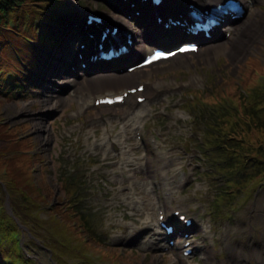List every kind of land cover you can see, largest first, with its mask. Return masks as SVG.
Returning a JSON list of instances; mask_svg holds the SVG:
<instances>
[{"label":"rangeland","instance_id":"374dc122","mask_svg":"<svg viewBox=\"0 0 264 264\" xmlns=\"http://www.w3.org/2000/svg\"><path fill=\"white\" fill-rule=\"evenodd\" d=\"M186 1L175 0L178 5ZM106 5L103 0H60L47 29L38 27L39 34L46 32L52 42L37 45L38 69L29 81L20 63L30 65L34 53L23 36L34 38L36 29L24 20L18 35L13 30L14 19L9 22L11 28L5 19H0L3 28L0 29V194L5 195L0 221L18 224L22 253L28 254L35 264H204L203 251H194V259H183L182 250L176 246L163 250L143 243L157 229V210L167 212L170 217L172 209H179L195 219L191 245L202 246L213 258L212 264H264V185L251 187L241 198L233 199L225 192L223 177L204 158L206 152L199 132L212 121L209 118L212 111L197 109V105L188 107L186 103L187 99L191 102L192 90L208 100L209 94L232 96L237 87L241 91L256 85L258 76L264 73V4H256L251 13L252 8L236 22L237 38L251 33L245 45L237 38L231 41L239 53L237 58H231L224 49L218 56L205 54L207 45H204L199 53L185 59V65L168 62L144 68L141 76L153 69L160 71L128 84L142 83L151 91L154 85L156 90L152 92L158 94L155 100L145 102L140 141L130 128L120 137L122 125L127 121L120 123L114 117L121 116L131 100L123 106H85L81 110L74 91L66 90L71 101L51 107L47 104L48 111L42 106L45 89L51 87L52 79H57L46 76L45 71L51 64L59 63L50 56L41 65V54L53 52L57 58L61 57L56 48L60 42L55 39L58 30L68 29L86 12L104 14L108 10ZM148 26L143 29L149 31ZM224 33L225 29L215 41L222 40ZM75 40L67 46L70 44L72 48ZM84 72L92 74L88 69ZM26 74L29 75L28 71ZM100 83L101 88L112 85L107 81L94 82L83 93ZM57 86L51 87L52 90H57ZM108 112L112 113L109 119ZM191 113L197 114L195 121H191ZM99 114L105 115L104 120L94 122L93 118ZM39 122L45 128L41 132L36 129ZM105 126L111 130V141L102 133ZM151 135L157 139L156 148L151 144ZM120 142L124 147L129 144L124 148L128 151L126 155L121 153ZM146 160L147 166L134 169ZM165 170L170 177L167 185L162 181ZM213 171L216 176H212ZM71 178L74 183L69 191L75 192L72 204L80 214L88 216L96 231L94 242L85 243L82 258L70 253L76 236L74 229L69 228L70 219L59 212L61 207L70 208L65 182ZM166 187L173 193L172 198L165 195ZM36 205L45 208L39 214L45 218L43 223L33 214ZM25 212L33 223L39 221L43 225L41 239L22 226L26 223ZM148 222L154 229L144 228ZM51 234L56 235V248L50 243ZM131 234L136 237L131 238ZM2 238L6 241L0 245V264H6L14 249L10 239Z\"/></svg>","mask_w":264,"mask_h":264},{"label":"bare ground","instance_id":"6f19581e","mask_svg":"<svg viewBox=\"0 0 264 264\" xmlns=\"http://www.w3.org/2000/svg\"><path fill=\"white\" fill-rule=\"evenodd\" d=\"M105 4H107L106 6L108 7V10H106L104 12V14H102V21L100 23V25H97L95 23H91V24H86L85 22H83L82 18H78L79 19V25H82L81 28L84 26L85 27V31L92 29L93 32V37H82L81 35H77L76 33H79L80 28L77 29H71V27L69 29H65L62 31V33L60 35H58L61 31V28L58 30L57 32V40H60L61 44L59 45L58 48V52L61 57L57 58L56 56L53 55L52 53H48V52H43V54L41 55V60H42V64L41 65H45L44 63H47L49 60L47 58H49L50 56L53 57L54 60L58 61L59 65H55V64H51L50 67H48L47 71H45L46 76H51L52 78H57V79H52V81L54 80V82L49 83V86L54 87L57 86V84H59V86H57V90H52L51 87H49L48 89H45L44 95H42V106L43 108L45 107V111H48V107H46L45 105L49 104V107L53 106L54 104L57 105L58 103L62 104L64 101H71L72 97L71 94H68V92H66V90H73L75 93V100L76 103L78 105V108H81V110L85 107V105L89 106V105H93L90 104V101L88 99L87 96H85L83 94V91L86 90L87 86H89L90 84H93L94 82H112V85H109L107 87H102L101 88V83L99 84V87H96L94 89L90 90L89 95H93L95 96L94 98H98V97H103L104 95H116L118 94L117 90H119L120 88H123L124 90L135 87V85H137L138 83H134L132 85H128L131 84L133 82H137V80L140 77H146L149 78L151 77V75L153 74V72H159L160 70H156L153 69L152 72L150 71L147 75H140L139 73H141V69H135L131 72H127L124 67V61H126L128 58L130 59H134L137 57H140L142 55H145L146 53H148L154 45V43H157L156 38L150 34V32H146L145 29H143V27H146L147 25H150L151 27L153 26L155 30H161L162 32L164 31H170L172 29L175 30H181L182 27L179 24H169L168 29H164L161 27H163L162 23H158V21L156 19H154L152 16L155 14V12H152L151 15L149 14V10L150 7L148 6L146 9H143V13L145 14L146 18L144 20H138L136 15L131 13V9L129 7H127L123 2H116L115 0H103ZM129 1V0H128ZM167 1H170L171 4L175 3V0H165L164 4H167ZM197 6H200L202 4H208V5H216L219 2H222V0H194ZM241 3L243 4L244 9H248L249 8V3L252 4H257L260 2H264V0H240ZM133 2V0L129 1ZM137 6L140 7V2H137ZM147 6V5H146ZM177 4H175V7L177 8ZM184 7V5H182ZM204 6V5H203ZM149 8V9H148ZM112 9V11H111ZM166 10V9H164ZM254 9L252 8L250 13L253 11ZM116 11V12H114ZM188 11V8H186L185 12ZM171 11H163L160 12L158 11L157 16L161 17L162 22L164 20H166L167 18H169L170 16L164 13H170ZM131 16L130 18H127L128 16ZM171 18H175V19H179V17H174V15ZM77 19V17H76ZM226 20L228 21H236L235 19L232 20L230 18V14H228L226 16ZM132 21L134 23H132ZM112 22H117L116 24H120V30L118 33V39L120 41H122V35L125 32H133V34L135 35L136 38V45L134 46L133 50L129 51V55L126 56L125 60L124 59H118L115 62H111L108 63L107 65H96L94 63H96L99 60L96 61H91L89 60V56L92 53H95L97 51V47L93 45V41L97 40V43L99 42V33L102 29H104V27H107L108 25L112 24ZM238 30V26H228L226 31H230V36L227 39H222L219 41H213L210 43H207V46H205L204 48V53L210 55L211 53H215V56H218L221 52V49H224L226 51L227 54L230 55L231 58L235 59L239 56V53H237L235 51V48L233 47V45L231 44V41L234 40H241V42L243 43V45H245V42L249 39V34L248 36H239L237 38V36L235 35V31ZM85 33V32H84ZM219 36V35H218ZM223 38V37H222ZM237 38V39H236ZM73 39H76L75 43H86V48L85 49H80L78 51H74L72 48H69L70 44L67 46L68 43H71V41ZM179 38H177L176 40H178ZM203 40H205L203 38ZM250 40V39H249ZM110 42L105 40L103 41V44H109ZM200 50H197V53H199ZM78 53V54H77ZM82 55L83 60L85 62H87L89 66V73H92L91 75H88V72H84L82 68H80L79 66V57L78 55ZM190 55V54H184V55H175L173 58L165 61V62H156L155 64H150V67H154V65H159L160 63H168V62H173V63H177L178 65H185L186 62V57ZM77 56V57H76ZM177 56V57H176ZM66 64H69L70 66L68 67ZM93 64V65H92ZM73 66V68L71 67ZM67 73H69L70 75H68ZM47 79V78H46ZM45 78H42L41 80H46ZM156 84V83H155ZM94 86V85H93ZM92 86V87H93ZM52 90V91H51ZM144 95L147 96V101H152L155 100L158 96L157 93L152 92L151 90H149L148 86H145L144 88ZM122 92V91H121ZM120 92V93H121ZM64 93V94H63ZM67 93V94H66ZM132 95H128L127 98L130 99ZM143 96V95H140ZM146 100V99H145ZM144 100V101H145ZM143 101V102H144ZM125 102V100H124ZM146 103H137V101H129V108L124 110L122 112V119L120 121V123L127 121L126 123H124L122 125V134L120 135V137L125 136V133L127 131V128L133 129L135 127V125H137V121L138 119H140L141 115L143 114V109L141 106H144ZM111 112L107 113V118L109 119V117H111ZM42 115V114H41ZM118 115V114H117ZM43 116V115H42ZM99 117H94L93 121L94 122H98L99 121ZM116 117V115L114 116ZM140 123V122H139ZM42 123H36V129L37 131L41 132L43 131L45 128L43 125H41ZM136 130H138V127H136ZM111 130L107 129V126L103 127V132L106 135H111ZM103 147H106V145H102ZM120 146H121V142H120ZM127 146H129V144H127L125 147L121 146L120 150L121 153L126 155L128 153V151L124 148H126ZM106 151V150H104ZM150 163V162H149ZM144 166H147V160L145 164H139L138 167L134 168V169H140V168H144ZM149 166V165H148ZM166 176V171L163 172ZM174 176H172L173 178ZM167 214V212H166ZM149 221V220H148ZM194 226V224L191 226V228ZM144 228H151L154 229L153 224L152 223H147ZM190 228V229H191ZM205 229V228H203ZM157 232H159L157 230ZM131 238H135L136 235L131 234L130 235ZM149 236V237H148ZM147 236V240L145 245H151L153 247L156 248H163L165 246V238L167 237L163 234H161V236L159 238H155L153 237V234H150ZM183 241L179 240L177 248L180 249L181 245H182ZM191 246L194 248L192 250H196L198 252L203 251V255H205L206 257L203 258V262L204 264L207 262V264H212L213 263V258L210 257V255L208 254V252L206 250H204V248L200 245H189L188 247L191 248ZM182 250H184L182 248ZM194 259V258H193ZM180 260L179 258L177 259V261ZM185 264V263H184ZM236 264H239L238 262H236Z\"/></svg>","mask_w":264,"mask_h":264},{"label":"trees","instance_id":"16d2710c","mask_svg":"<svg viewBox=\"0 0 264 264\" xmlns=\"http://www.w3.org/2000/svg\"><path fill=\"white\" fill-rule=\"evenodd\" d=\"M54 2L56 1L0 0V19H5L8 27V21L12 19L16 23V28L23 20H30L32 24L31 18L45 17L47 10L51 11L50 6L54 5ZM23 38L27 40L26 37ZM235 91L231 93L232 96L220 93L219 96L210 97L205 101L203 106L211 109L214 115L211 118L212 121L208 122L207 129L202 130V139L205 151L209 152L208 156L205 155L209 165L215 168L221 177H224L227 185L226 192L235 193L236 196L239 191L244 192L249 187L256 189L264 185V78L254 87L245 90V93L239 92L238 88ZM72 183L67 182L66 186L70 187ZM65 192L67 198L73 197V192L70 193L67 190ZM2 201L3 197H0V203ZM39 211L41 212L42 208L36 205L33 214L38 217ZM59 212L64 218L67 216L72 223L77 220L75 227L69 224L70 230L74 229L73 233L76 236L74 239L76 243L70 247V253L77 254L80 252L78 248H83L88 240H94L92 238L94 232L91 231L88 218L72 207L70 209L61 207ZM29 216V213L25 212L26 221L29 220ZM41 222L33 223V232L44 231ZM16 230L14 222L6 224L0 222L1 241L3 242L2 237L5 236L14 242L12 234ZM84 233L87 236L83 237ZM52 235L56 237L55 234ZM13 253L14 255L10 257L12 259L8 258L6 264L25 261L15 247ZM11 260L13 263H10Z\"/></svg>","mask_w":264,"mask_h":264}]
</instances>
